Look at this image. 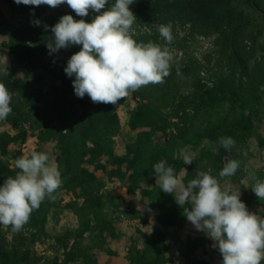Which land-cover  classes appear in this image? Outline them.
<instances>
[{"label":"rangeland","instance_id":"374dc122","mask_svg":"<svg viewBox=\"0 0 264 264\" xmlns=\"http://www.w3.org/2000/svg\"><path fill=\"white\" fill-rule=\"evenodd\" d=\"M7 1L17 5L13 0ZM257 1L264 9V0ZM3 4L0 0V7ZM223 4V10L233 9L234 18L229 27L221 24L222 33L205 26L192 28L180 20L156 21L151 14H139L138 8H130L136 18L131 26L136 31L131 34L134 41L152 42L158 36V45L168 47L173 59L169 74L162 82L141 86L125 97L124 104L114 108L118 123H109V131L103 127L107 121L100 112H81L80 101L87 106L95 103L87 95L77 98L72 78L63 71L66 61L80 46L73 45L52 54L46 47L52 35L50 27L61 16L69 14L74 20L91 22L96 13L89 12L81 18L66 4L40 5L36 6V13L41 18L31 19L28 26L25 17L4 14L2 26L9 32L0 31V73L6 70L45 101L54 99L53 87H62L64 81H51L50 70L42 62L52 63L53 73L69 81L59 92L67 108L61 120L41 118L24 108L18 115L10 112L0 120V136L14 137L4 152L0 149V163L7 169L0 175V183L19 171L14 166L15 159L32 151L46 153L61 177L54 199L41 202L19 231L0 226V264H129L131 248L143 253L148 261L156 258L157 264H221L219 252L211 247L212 241L192 225L180 234L182 248H178L170 234L169 246L162 243L163 252H159L149 238L154 229L149 210L145 208L144 214H140L139 209H134L133 203H139V195L149 201L145 198L152 193L144 184L142 189L138 179L148 186V181L154 178L152 163L164 158L168 159V166L173 167L172 163L176 168L184 166L181 150L195 154L191 163L193 178L197 172L209 173L217 178L221 188L230 186L239 190L246 208L264 217V200H258L251 191L256 182L264 180V17L247 7L244 0H225ZM37 20L39 26L34 23ZM161 24L170 25L171 43L165 44L159 36ZM45 25L49 26L48 30ZM21 44L36 51L34 55L30 51L31 60L27 59L28 54L20 52ZM243 68L249 73L258 69L252 78L257 87L255 91L248 85L245 74L241 75ZM232 78L236 80L235 88L239 84L243 89L234 92L228 82ZM224 82L221 93L225 99L205 100L206 106L196 113L192 95L197 87L205 91ZM258 96L260 101L255 105L254 99ZM73 100L78 103L70 105ZM244 117L249 120L245 122ZM12 119L19 120L17 129ZM215 126L219 130L213 133L210 130ZM207 132L211 136H206ZM21 133L25 135L23 142ZM61 134L66 137L62 138ZM221 137L234 140L231 149L226 151L217 143ZM127 149L132 152V168L127 169V164L110 165L109 152L123 157ZM156 155L158 159L151 158ZM229 159L237 160L239 166L233 176L220 178L218 173ZM79 169L84 170L81 176L76 174ZM89 175L94 179L90 180ZM111 178L123 184L128 192L140 189L136 197L132 195L126 202V197L124 200L120 195L109 193L107 181ZM78 179L90 181L78 188L88 187L89 193L78 190L80 197L76 200L75 193L67 194L66 188ZM178 213L175 217L165 214L166 221L180 224L185 217ZM139 218L144 222H139ZM190 228L200 233L197 238ZM181 254L185 257H179Z\"/></svg>","mask_w":264,"mask_h":264},{"label":"clouds","instance_id":"9594fccd","mask_svg":"<svg viewBox=\"0 0 264 264\" xmlns=\"http://www.w3.org/2000/svg\"><path fill=\"white\" fill-rule=\"evenodd\" d=\"M17 5L56 7L66 4L78 17L96 13L91 22L61 16L50 27L51 38L46 47L49 54L79 45L63 68L72 78L77 98L87 95L93 103L116 104L141 86L162 82L169 74L173 57L168 47L152 42L138 43L131 37L136 18L129 6L133 0H13ZM106 5H108L106 7ZM103 9V10H102ZM39 26V21H34ZM48 30L49 26H44ZM165 44L171 43L170 25L158 26ZM5 74H8L5 70ZM11 94L0 84V120L12 111ZM217 143L226 151L234 145L231 137ZM194 153L181 150L184 165L193 162ZM19 171L0 183V226L12 232L27 223L31 212L61 184L58 167L44 152L32 151L15 159ZM239 166L229 159L219 171L220 178L233 176ZM182 171L185 172L183 168ZM152 175L160 191L176 193L175 203L183 208V216L195 230L203 232L219 252L221 264H261L264 260V217L250 212L240 200V191L230 186L221 188L216 177L197 172L195 178L182 183L164 160L152 165ZM251 191L264 200V180L256 182Z\"/></svg>","mask_w":264,"mask_h":264},{"label":"trees","instance_id":"16d2710c","mask_svg":"<svg viewBox=\"0 0 264 264\" xmlns=\"http://www.w3.org/2000/svg\"><path fill=\"white\" fill-rule=\"evenodd\" d=\"M225 0H133V4L129 6L132 10L138 8L139 14H151L152 18L156 21L160 22H166L170 20H180L184 23L189 24L190 27H199V28H209L211 31L215 32H221V29L219 31V28L221 24L229 27L228 23H230V20L233 19V9L229 10H223L222 6H224ZM244 4L249 7L253 12L261 15L264 17V9L260 5V3L257 0H244ZM218 9V10H217ZM225 18H227L225 22ZM238 18H244L243 16L238 15ZM232 21V20H231ZM210 25V26H209ZM205 26V27H204ZM233 31L237 32V29L234 28ZM158 36L153 37L151 39L152 43L158 45ZM227 43V41H226ZM30 51H33L30 49L29 46L25 44H21L20 46V52H25L28 54L27 59L31 60L32 53ZM36 53V51H33V55ZM42 66L46 69L50 70L51 78L50 80L53 82H59L64 81V84L62 87L54 86L52 89V93L54 95V99L52 101H45L42 99L41 96L37 94L36 91H30L27 87V85L20 79L14 78L10 73H0V84H2L6 90L11 94V101H10V107L12 108L11 113L19 114L21 110L24 108L29 112L34 113L35 115H38V117L45 118L48 117L52 120H61L63 117V114L67 111V108L64 106L65 104V98L59 92L63 90V87L65 85V82H68L69 79L67 77H63L62 75H55L52 70V63L49 62H42ZM50 66V68H49ZM185 71V69H182ZM258 69L253 70V72L249 73L246 68H243V71L241 75L245 74V76L248 79V82L253 91L256 90V85L253 84L252 78L256 76V73ZM261 76V75H260ZM64 79V80H63ZM231 89L234 90V92L238 89H243V86L238 84V89L235 88L234 82L236 80L232 78L231 80H228ZM226 83L219 84V86H215L211 89H207L205 91H201V86L197 87V91L192 95L193 102L195 103L193 105V108L196 113H198L199 109H203L206 104L204 103L205 100H219L225 99V95L222 94V88L224 87ZM58 95V96H57ZM192 101V100H191ZM260 99L259 96L254 99L255 105L259 103ZM125 97L121 98L119 101H117L116 104H104V103H95V106H87L86 102L80 101L79 103L77 101H70V105H73L74 103H78L82 108V113L85 114L86 111L92 110L97 113H101L102 116L105 117L107 123L103 126L107 131L111 130V127L109 123L116 124L118 123V117L114 111V108L116 106H120L124 104ZM201 104V105H200ZM143 107V106H142ZM184 109V106L182 107ZM136 115H139V112L136 113ZM13 120V119H12ZM249 120V117H244V121L246 122ZM13 127L15 129L18 128L19 120H13ZM219 130L218 126L213 127L210 131L213 133L217 132ZM96 131H100V127H96ZM211 132H207L206 136H211ZM62 138H65L66 136L61 134ZM14 140V137H11L10 135H3L0 136V149L4 152L5 148L11 144ZM25 140V135L21 133L20 141L23 142ZM90 143L94 144L93 141H90ZM132 154L131 151L127 149L125 155L123 157L117 156L109 152L107 154L109 158V163L112 166L120 167L124 164H127V169L132 168L133 159H130V155ZM162 155V154H161ZM158 155L151 156L154 160L158 159ZM165 162H168L167 158H164ZM157 161L154 162V164ZM159 162V161H158ZM153 165V163H152ZM114 168V167H113ZM71 169V168H70ZM7 169L0 163V175L3 174V172H6ZM76 174L83 175L84 170L79 169V171H76ZM90 180H93V175H89ZM90 182V181H88ZM87 181H83V179H78L75 183L71 184L68 188H66L67 191H73L76 188L82 187V185H85L88 183ZM138 187V185L136 186ZM47 197L44 199L46 200ZM174 197H172L173 200V207L172 211L175 213V211L179 208L178 205L174 201ZM43 200V201H44ZM42 201V202H43ZM171 211V212H172ZM166 211H163L162 213H158L156 215V218L159 220V222L162 224H173V221H166V215L168 213H165ZM169 212V211H168ZM172 212V214H174ZM161 214V217L159 216ZM175 217V214H174ZM173 222V223H172ZM150 242L156 245V248L159 252H163L162 249V243L165 242V235L161 230H157L156 228L153 229L152 235L149 237ZM130 257L131 261L129 264H157L156 258L153 261H148L145 259V255L141 253L136 248H131L130 251Z\"/></svg>","mask_w":264,"mask_h":264},{"label":"crops","instance_id":"0c3cea01","mask_svg":"<svg viewBox=\"0 0 264 264\" xmlns=\"http://www.w3.org/2000/svg\"><path fill=\"white\" fill-rule=\"evenodd\" d=\"M2 2L4 4H3V7L2 6L0 7V20H1L0 21V31H3V30L6 31V32L8 31V29H6V27L2 26L3 24H5V21L3 20L4 19L3 16H5L4 14L7 13V12L10 13V14H14L16 16L25 17V25L27 24V26L31 25V23H30L31 19H33V18H41L40 16L37 17V13H36V8L37 7L36 6H30L29 5V8H28V6H25V5H22V4L21 5H13V4L11 5V4H9V2L7 0H2ZM8 32H7V34H8ZM172 165H173L172 169H173L174 175H176L177 178L182 183L186 184L187 181H189V180H191L193 178L191 176V172H193L192 171V167H191V163L188 164V165H184L182 167H178V168L175 167V163H172ZM143 166H146V164L144 163ZM183 168L185 169V172L182 171ZM180 172L182 174L181 177H179V173ZM107 182H108V188L110 190L109 193H111L112 195L113 194L120 195V196H122L124 198V200H125V197H126V202L128 201L127 199L129 197H131L132 195H134V197H136V194H138L137 191L140 190V189H137V190H133L132 192H128L126 190V188L124 187V185L120 184L118 180H114V178H113V180L111 178V180H109ZM143 184H144V188H146L147 190H152L151 191L152 193H151L150 197L145 198V199H148L149 201L142 200V196L139 195V198H140L139 201H138L139 203H136V202L133 203L134 209H139L140 214L141 213L144 214V209L145 208L148 209L149 212H150V217H151V221H152V225L151 226L153 228L161 230L164 233V235H165V245H167V247L169 246L168 245L169 244L168 237L171 234V236L173 238L172 240L177 243L178 248H182V242H181L182 237H181L180 234L184 230H186L189 227H191L190 222H188L186 220V218H185L184 220H181L180 224H178L177 221H176L173 224L165 223V224L161 225L159 220L156 218V215L159 212L162 213L163 211H166L165 213L172 214V212H173L172 211V207H173V204H174L173 200H172V197L175 198L176 193L175 192H173V193H164V192L160 191V188H159L158 184L155 183V177L151 178L150 181H148V184H149L148 186H147V182L143 183L142 181H140V179H138V185H140L142 189H143V187H142ZM87 188L88 187L84 188V190L83 189L80 190V189L76 188L73 191H67V194L72 195V193L74 192L75 193V196L73 195L74 198L75 199L77 198L76 200H79L78 197H80V195H79L78 190L82 194H84V192H88L89 193V191H87ZM126 202H123L124 206H125ZM178 207L179 208L175 211V213L173 212L175 214V216L179 214L178 212H181L180 214L183 215V208L189 207V205L186 203V204L180 205ZM138 216L140 217L139 214H138ZM159 216L161 217V214ZM138 221L141 222V223L144 222L142 218H139ZM189 231L190 232H194V234H193L194 238L195 237L197 238L198 237L197 234H200V233H197L192 228H190ZM200 238H202V237L200 236ZM195 240H197V239H195ZM183 256H184V254H183ZM183 256H182V254L179 255V257H183Z\"/></svg>","mask_w":264,"mask_h":264},{"label":"built area","instance_id":"2783aa9c","mask_svg":"<svg viewBox=\"0 0 264 264\" xmlns=\"http://www.w3.org/2000/svg\"><path fill=\"white\" fill-rule=\"evenodd\" d=\"M132 33H136V31H134L133 29H131V32H130V35L132 34ZM120 217L122 218V215H120Z\"/></svg>","mask_w":264,"mask_h":264}]
</instances>
